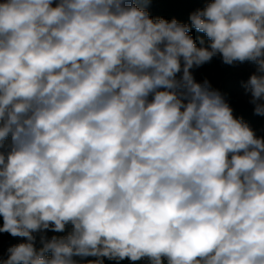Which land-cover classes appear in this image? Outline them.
<instances>
[{"label": "clouds", "instance_id": "1", "mask_svg": "<svg viewBox=\"0 0 264 264\" xmlns=\"http://www.w3.org/2000/svg\"><path fill=\"white\" fill-rule=\"evenodd\" d=\"M151 3L0 0V264H264V135L193 73L264 117V0Z\"/></svg>", "mask_w": 264, "mask_h": 264}, {"label": "trees", "instance_id": "2", "mask_svg": "<svg viewBox=\"0 0 264 264\" xmlns=\"http://www.w3.org/2000/svg\"><path fill=\"white\" fill-rule=\"evenodd\" d=\"M207 2H211V0H152L149 11L154 18L164 17L170 20L175 17L180 22L189 23V14L197 8H202ZM190 34L197 39V44H199L200 38L207 39L203 33H199L195 29H192ZM250 68L255 69V66L250 62L233 67L222 64L221 60L216 57L198 68V82L204 78L210 80L215 88L227 94V98L234 108V114L243 116L252 128H257L260 125L262 127L263 117L254 115L253 105L240 97V92L244 91L240 82L248 79L251 74ZM0 224H2V217H0ZM17 240L18 238H13L8 234H0V254L4 253L10 244L17 243ZM106 264H112V262L106 261ZM122 264H128V262L124 261Z\"/></svg>", "mask_w": 264, "mask_h": 264}, {"label": "rangeland", "instance_id": "3", "mask_svg": "<svg viewBox=\"0 0 264 264\" xmlns=\"http://www.w3.org/2000/svg\"><path fill=\"white\" fill-rule=\"evenodd\" d=\"M196 71V72H195ZM193 70V73H194V76H195V78H196V80L198 81L199 80V69L198 70ZM255 71V69H251L250 68V73H253ZM240 97L243 99V100H245V101H249V99H250V94L249 95H245V93H244V91H241L240 92ZM261 126V125H260ZM260 126H257V128L256 127H254L253 129L256 131V133H257V135H264V132H263V129H262V127H260ZM25 238H18V240H17V243H19V242H23V240H24Z\"/></svg>", "mask_w": 264, "mask_h": 264}, {"label": "built area", "instance_id": "4", "mask_svg": "<svg viewBox=\"0 0 264 264\" xmlns=\"http://www.w3.org/2000/svg\"><path fill=\"white\" fill-rule=\"evenodd\" d=\"M262 129H263V132H264V117L262 119Z\"/></svg>", "mask_w": 264, "mask_h": 264}, {"label": "crops", "instance_id": "5", "mask_svg": "<svg viewBox=\"0 0 264 264\" xmlns=\"http://www.w3.org/2000/svg\"><path fill=\"white\" fill-rule=\"evenodd\" d=\"M200 68V67H199ZM194 70H198V68L197 69H194ZM261 127V126H260Z\"/></svg>", "mask_w": 264, "mask_h": 264}]
</instances>
